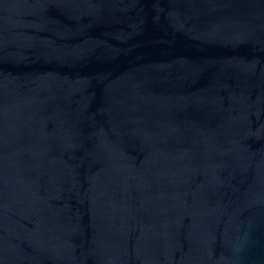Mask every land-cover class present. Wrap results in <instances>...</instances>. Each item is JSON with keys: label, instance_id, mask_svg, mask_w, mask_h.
Instances as JSON below:
<instances>
[{"label": "water", "instance_id": "obj_1", "mask_svg": "<svg viewBox=\"0 0 264 264\" xmlns=\"http://www.w3.org/2000/svg\"><path fill=\"white\" fill-rule=\"evenodd\" d=\"M0 264H264V0H0Z\"/></svg>", "mask_w": 264, "mask_h": 264}]
</instances>
